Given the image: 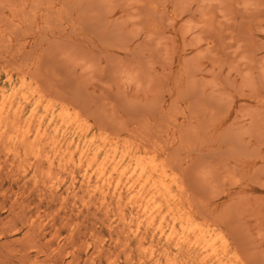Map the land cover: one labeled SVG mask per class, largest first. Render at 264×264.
I'll use <instances>...</instances> for the list:
<instances>
[{"label":"rangeland","instance_id":"374dc122","mask_svg":"<svg viewBox=\"0 0 264 264\" xmlns=\"http://www.w3.org/2000/svg\"><path fill=\"white\" fill-rule=\"evenodd\" d=\"M0 264H264V0H0Z\"/></svg>","mask_w":264,"mask_h":264},{"label":"bare ground","instance_id":"6f19581e","mask_svg":"<svg viewBox=\"0 0 264 264\" xmlns=\"http://www.w3.org/2000/svg\"><path fill=\"white\" fill-rule=\"evenodd\" d=\"M24 98V97H23ZM26 100V99H25ZM19 104V103H18ZM50 105V104H49ZM18 107V106H17ZM63 108V107H62ZM62 108H60V109H62ZM47 108H45V110H46ZM59 109V110H60ZM63 109H65V107L63 108ZM65 111H67V110H65ZM32 112V111H31ZM44 112V111H43ZM71 112V111H70ZM2 113V112H1ZM13 114H14V112H13ZM45 115V114H44ZM68 115H69V113H68ZM72 115H74V114H72ZM31 116H32V113H31ZM75 117H76V115H75ZM52 118V117H51ZM50 119V118H49ZM65 120V119H64ZM39 121V120H38ZM68 121V120H67ZM72 121V120H71ZM61 123V122H60ZM12 125V124H11ZM46 126V125H45ZM66 126V125H65ZM67 127V126H66ZM23 128V127H22ZM29 128V127H28ZM37 128V127H36ZM26 129V128H25ZM84 129L85 128H82V130L84 131ZM22 130V129H21ZM23 131H25V130H23ZM81 131V130H80ZM82 131V132H83ZM55 132V131H54ZM25 134H27V133H25ZM35 134V133H34ZM54 135V134H53ZM25 136H27V135H25ZM16 139V138H15ZM58 142V141H57ZM55 143V142H54ZM56 144V143H55ZM87 144V143H86ZM70 145V144H69ZM86 146V145H85ZM102 146V145H101ZM114 146V145H113ZM116 146V145H115ZM114 146V147H115ZM114 147H113V150L112 151H115L114 150ZM75 149V148H74ZM101 149V148H100ZM116 149V148H115ZM98 150V149H97ZM75 151V150H74ZM85 151V150H84ZM82 152V151H81ZM80 152V153H81ZM114 153V152H113ZM85 156V155H84ZM96 156H97V154H94L93 156H92V158L90 159V161L89 162H93L94 163V160H95V158H96ZM126 156V155H125ZM147 156V155H146ZM114 157V156H113ZM124 157V156H123ZM123 157H121V158H123ZM77 159V158H76ZM51 160V159H50ZM69 160V159H68ZM80 161V160H79ZM136 162V161H135ZM102 164V163H101ZM108 164V163H107ZM117 165L118 164H116V162H115V164H113V166L110 168V171H108V168H105L104 166H100L99 168H98V173H97V175L98 176H108V178H111V174L114 172V173H119L120 175L123 173V171L122 170H120L119 168H117ZM90 166V165H89ZM106 166V165H105ZM130 166V165H129ZM119 169V170H118ZM125 169V168H124ZM166 166L163 164V163H159V162H155V160H154V156H150V157H148L146 160H143V159H141L139 162H138V164H137V171H136V173H135V178L136 179H141V181L143 182L142 184H143V186L144 185H148L149 186V190H150V192H148V190H147V192L150 194V197H149V195H148V197H149V199H151V205L149 206V207H147V205L146 206H142L143 208H142V211H143V213L146 215V217L147 218H149V219H153V218H155L156 216H158L159 214H161L162 213V210H163V206H166V207H168V211H167V213H169V209H170V203H171V201H175L176 200V197H175V194H174V192H173V190L171 189V182H167V180H166V182H165V180L163 179V177H165L166 176ZM83 176V175H82ZM101 177V178H102ZM120 181V180H119ZM125 181V180H124ZM137 182H138V180H137ZM140 182V181H139ZM119 183V182H118ZM175 183V182H174ZM88 185V184H87ZM115 185H116V183H115ZM142 186V185H141ZM119 185L118 186H114V188L113 189H115L116 191L117 190H119ZM132 188V187H131ZM178 189V188H177ZM101 190V189H100ZM103 190V189H102ZM107 190V189H106ZM120 191V190H119ZM114 192V191H113ZM141 192V191H140ZM104 193H106L107 194V192H104ZM138 193V192H137ZM137 193H136V195H137ZM138 194H140V193H138ZM142 194V193H141ZM136 195H133L131 198H130V205L131 204H134V203H136L137 201H136ZM117 196H119V195H117ZM142 196V195H141ZM140 196V197H141ZM147 197V196H146ZM145 197V198H146ZM118 198V197H117ZM139 198V197H138ZM148 199V198H147ZM159 199H162V202L163 203H160L158 200ZM170 199H171V201H170ZM178 199V198H177ZM118 199H116V201H117ZM119 200H120V198H119ZM138 200V199H137ZM140 200V199H139ZM138 200V201H139ZM148 202L150 203V200H148ZM139 203V202H138ZM177 203V206H178V204H179V202L178 201H176L175 202V204ZM128 206V205H127ZM177 206H176V208H177ZM179 207V206H178ZM175 208V209H176ZM175 209H173V210H175ZM171 211H172V208H171ZM170 211V212H171ZM182 211V210H181ZM171 214H173V212H171ZM170 214V216H172V223H170V224H172L173 225V223L175 222V220L177 221H179L178 223H180V225H182L183 226V228L184 229H182L183 231L186 229V230H190V231H194L195 232V239H194V241H193V246L195 245L194 243H196V244H198V242H200V241H202L203 243H204V245H208V244H211V242L213 241L212 240V238L210 237V236H207V235H205L204 237H200L201 236V233H202V226L200 225V223L198 224V223H196L195 221H194V219L192 218V215L191 214H189V213H180L179 212V208H177V210L175 211V213L173 214V215H171ZM171 218V217H170ZM164 219V218H163ZM151 221V220H150ZM153 221V220H152ZM152 221L151 222H149V223H152ZM148 222H147V224H148ZM179 225V224H178ZM138 227V226H137ZM171 227H173V226H171ZM174 229H175V227H173ZM173 229V230H174ZM170 230H171V228H170ZM206 230V229H205ZM210 230H212V229H210ZM209 230V231H210ZM138 231V230H137ZM160 232H162L161 230H160ZM185 232V231H184ZM136 233V232H135ZM189 233V232H188ZM211 234H212V232H210ZM206 234V233H205ZM171 235V234H170ZM188 235V234H187ZM183 236H185L184 234H183ZM191 236V235H190ZM187 237V236H186ZM182 238V241L183 242H185L186 241V238H184V237H181ZM181 238H180V240H181ZM185 239V240H184ZM178 242H180V241H178ZM191 242V241H190ZM187 243V242H186ZM185 244V243H184ZM190 244V243H189ZM188 244V245H189ZM191 246V245H190ZM189 246V247H190ZM196 246V245H195ZM198 246V245H197ZM204 247V246H203ZM203 247H202V249H203ZM208 247H209V249L208 250H210V248H211V246H209L208 245ZM208 247H206L205 246V249H203V250H205L206 251V248H208ZM175 248V247H174ZM195 248V247H194ZM198 249V248H197ZM225 251V250H224ZM209 252V251H208ZM207 252V253H208ZM222 253H224V255H225V252H223L222 251ZM206 254V253H205ZM206 259H207V257H206Z\"/></svg>","mask_w":264,"mask_h":264}]
</instances>
